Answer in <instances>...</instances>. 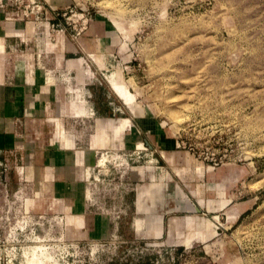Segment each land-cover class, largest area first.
<instances>
[{
	"label": "rangeland",
	"instance_id": "1",
	"mask_svg": "<svg viewBox=\"0 0 264 264\" xmlns=\"http://www.w3.org/2000/svg\"><path fill=\"white\" fill-rule=\"evenodd\" d=\"M6 24L4 61L70 72L25 78L44 109L0 139V264H264V0H0ZM189 215L213 236L169 231Z\"/></svg>",
	"mask_w": 264,
	"mask_h": 264
},
{
	"label": "crops",
	"instance_id": "2",
	"mask_svg": "<svg viewBox=\"0 0 264 264\" xmlns=\"http://www.w3.org/2000/svg\"><path fill=\"white\" fill-rule=\"evenodd\" d=\"M2 28H3L2 29L3 34L0 35V44L4 43V45L7 47L8 46L16 47L18 45H21V43L13 44V42H15L13 38L4 36L6 31L10 32V30H12V24H8L6 27L4 25L2 26ZM65 57H66L65 53H63L62 56L60 55V57H58V59L59 61L61 60L65 61L66 60ZM4 58L6 59V57H4L2 53H0V134H1L0 139L3 133H4L3 135L4 138L9 139L11 132L10 130L14 125V120H15L14 117L15 118H26V117L29 118L30 116L33 117L34 114H36L35 111L41 109V106L44 109V105L38 98H35L34 96H30L27 94L30 93V87L29 85L26 84V79L30 81V76H34L35 81L39 82L42 80L45 83V86L44 87L42 86L40 89L38 85H35L34 87H32V93H34L35 91L38 92L37 97L40 98L39 93L43 88V93L45 92L46 97L49 98L48 95H50V97L53 96L55 90V84L57 83L54 80V76L60 70L64 72H70V70L39 68L38 70L30 71L29 73H27L26 76V72L24 70L23 64L19 59L4 61ZM67 61L69 60H66L65 62L67 63ZM88 74L91 76V73L89 71ZM6 77L10 78L11 81L10 82L5 81ZM111 77L115 79L114 76ZM15 104L22 105L23 107L22 113L16 112ZM27 108L31 112H28ZM42 122L43 119L39 121L40 126H42ZM55 156H56V152L54 154V162H55ZM162 189H163V197H164L163 186ZM162 204H163V199L160 206L158 207L161 208ZM212 220L209 217L205 218L201 215L179 216V217L169 218L167 225L169 227V231L172 232L176 237H188L187 241H192V240L195 241V238H198L200 236L201 237H209L211 235L213 236L214 226ZM135 224L137 225L136 220H135ZM143 224H144V220H143Z\"/></svg>",
	"mask_w": 264,
	"mask_h": 264
},
{
	"label": "bare ground",
	"instance_id": "3",
	"mask_svg": "<svg viewBox=\"0 0 264 264\" xmlns=\"http://www.w3.org/2000/svg\"><path fill=\"white\" fill-rule=\"evenodd\" d=\"M76 153H78V152H76ZM89 153V152H88ZM88 153H82V155H80V156H83V155H85V156H90V154H88ZM88 154V155H87ZM92 155H93V153H91ZM85 156H83V157H85ZM88 156V157H89ZM74 157H75V159H76V161H78V159H79V156H77V154H74ZM82 163V162H81ZM80 163V164H81ZM77 164V163H76ZM142 221L140 220V221H138V223H141Z\"/></svg>",
	"mask_w": 264,
	"mask_h": 264
},
{
	"label": "built area",
	"instance_id": "4",
	"mask_svg": "<svg viewBox=\"0 0 264 264\" xmlns=\"http://www.w3.org/2000/svg\"><path fill=\"white\" fill-rule=\"evenodd\" d=\"M70 13H72L71 15H77V13L73 12L72 10H70Z\"/></svg>",
	"mask_w": 264,
	"mask_h": 264
}]
</instances>
